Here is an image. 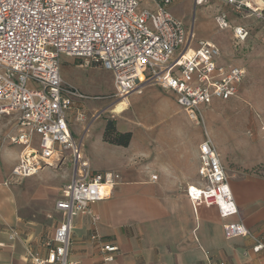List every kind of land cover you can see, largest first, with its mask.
I'll return each mask as SVG.
<instances>
[{"label":"crops","instance_id":"1","mask_svg":"<svg viewBox=\"0 0 264 264\" xmlns=\"http://www.w3.org/2000/svg\"><path fill=\"white\" fill-rule=\"evenodd\" d=\"M249 2L264 12V0ZM211 3L217 5L215 14L226 12L230 26H246L248 35L236 42L231 27L225 28L246 58L225 61L220 52L218 62L242 68L244 76L236 95L226 100L214 98L200 107L203 127L188 118L173 91L147 84L141 93L123 98L124 105L117 112L113 109L122 100L110 110L116 128L131 132L127 146L113 145L102 139L105 117L98 129L93 130L92 125L100 110L103 114L114 102L100 108L89 106L80 91L84 97L73 98L66 121L71 135L81 143L84 158L92 170L120 176L110 196L90 204L98 215L95 226L89 214L72 219L70 255L77 264H207L208 259L216 264H264V250L254 252L249 238H226L222 229L224 222L240 219L264 241V20L247 9L235 15L229 6L217 0L206 4ZM145 6L154 8L155 3ZM195 6L197 12L202 11L194 0H171L168 10L191 31L184 16ZM60 77L72 85L61 65ZM111 84L113 88L112 74ZM130 106L131 112L126 114ZM2 115L9 116L11 127L0 131V264H33L31 256L46 255L45 241L60 218L55 201L69 181L71 169L62 171L61 163L51 161L30 176L12 177L23 146L4 140L15 114ZM206 137L219 154L238 210L226 218L215 205L194 203L185 193L186 186L200 183L198 146ZM37 145L35 136L27 150ZM106 153L114 154L110 162L100 159ZM95 231L97 239L91 237ZM104 243L119 247L112 261L103 260L100 247Z\"/></svg>","mask_w":264,"mask_h":264},{"label":"built area","instance_id":"2","mask_svg":"<svg viewBox=\"0 0 264 264\" xmlns=\"http://www.w3.org/2000/svg\"><path fill=\"white\" fill-rule=\"evenodd\" d=\"M151 1L154 8L142 6L141 0H0V115L15 114L4 140L23 146L11 176H30L51 161L71 163L70 179L55 201L60 218L45 241V257L31 256L33 264H77L70 255L72 219L89 214L95 226L98 215L90 204L110 196L120 180L116 172L92 170L81 143L69 131L66 112L74 97L84 95L61 79L62 55L110 71L116 98L141 93L147 84L173 91L195 123L203 122L202 105L236 95L244 70L218 62L220 51L211 42L200 40L192 47V31H186L168 10L171 0ZM217 1L235 12L247 9L264 20L263 10L249 0ZM207 2L194 0L195 5ZM214 20L220 29L231 27L224 11L215 14ZM231 29L236 42L246 39V26ZM35 136L37 147L27 150ZM198 158L200 183L186 186L188 198L215 205L222 218L237 214L225 170L209 137L199 144ZM222 229L226 238L247 237L254 252L264 250V241L240 219L224 222ZM91 237L98 238L96 231ZM100 251L109 262L119 247L104 243ZM207 264L216 263L208 259Z\"/></svg>","mask_w":264,"mask_h":264},{"label":"rangeland","instance_id":"3","mask_svg":"<svg viewBox=\"0 0 264 264\" xmlns=\"http://www.w3.org/2000/svg\"><path fill=\"white\" fill-rule=\"evenodd\" d=\"M151 0H141V5L145 6ZM213 3V2H212ZM210 4H203L202 11L197 12V6L194 8L191 7L189 14L184 16V24L186 25L187 29L192 31L193 37L191 39V45L195 44L200 40H209L213 43L216 47H218L219 51L222 53V59L225 61H230V57L235 59H245L243 50H240L234 46V41L231 37L228 38V32L226 29H220L215 25L214 16H215V9H217V5ZM231 11H233L230 8ZM235 15L237 12L233 11ZM226 13V12H225ZM227 15V14H226ZM63 60L60 61V65L62 67V71L65 75L69 76V80H71V84L74 85L81 93L86 95V101L88 102L89 106L98 105L97 107H101L103 104L107 102H114L112 103L109 108L104 111L102 114V110H100L99 118H97L93 125L92 129H98V125L103 122V117L105 118H113V112L110 110L114 108L115 102L120 101L122 99L116 98L111 96L113 92L112 84H111V73L108 70H105L100 65H86L83 63L79 64L78 61L71 57L67 59L65 56L62 55ZM114 98V99H113ZM122 100L121 103L116 105L113 111L117 112L119 108H122L124 105ZM98 108V109H99ZM127 112H131L132 107H127ZM11 114H9L10 116ZM9 116L1 115L0 116V131H5L10 129V118ZM182 123L185 128L188 126L187 120L182 117ZM199 126L203 127V122L199 123ZM128 128V126H126ZM126 128V129H127ZM125 129V128H124ZM203 130V128H202ZM118 150H122V147H117ZM113 153H106L101 156V160L110 162L113 158ZM60 169L62 171L70 172L71 163L67 160H64L61 163Z\"/></svg>","mask_w":264,"mask_h":264},{"label":"trees","instance_id":"4","mask_svg":"<svg viewBox=\"0 0 264 264\" xmlns=\"http://www.w3.org/2000/svg\"><path fill=\"white\" fill-rule=\"evenodd\" d=\"M79 64L82 61L78 58H75ZM103 141L120 146H127L131 140V132L130 131H119L116 128V123L113 118H106L105 124L102 132Z\"/></svg>","mask_w":264,"mask_h":264}]
</instances>
